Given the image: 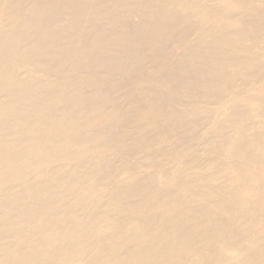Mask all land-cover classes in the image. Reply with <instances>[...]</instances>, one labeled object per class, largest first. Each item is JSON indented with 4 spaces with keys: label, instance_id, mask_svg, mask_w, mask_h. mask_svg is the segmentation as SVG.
Instances as JSON below:
<instances>
[{
    "label": "bare ground",
    "instance_id": "6f19581e",
    "mask_svg": "<svg viewBox=\"0 0 264 264\" xmlns=\"http://www.w3.org/2000/svg\"><path fill=\"white\" fill-rule=\"evenodd\" d=\"M210 1L0 0V264H264V0Z\"/></svg>",
    "mask_w": 264,
    "mask_h": 264
},
{
    "label": "rangeland",
    "instance_id": "374dc122",
    "mask_svg": "<svg viewBox=\"0 0 264 264\" xmlns=\"http://www.w3.org/2000/svg\"><path fill=\"white\" fill-rule=\"evenodd\" d=\"M220 1V2H219ZM220 3H221V6H222V1L221 0H211L210 2H209V4H208V7L211 9V10H214V9H216L217 7H219L220 6ZM238 16H243L242 14H238L237 12H234L233 14H229V18H235L236 17V20H238V19H240V18H238ZM136 19V18H135ZM134 19V20H135ZM1 24H3L4 26H6V24L3 22V20H2V17H1V15H0V25ZM262 37H264V35H262ZM247 45V44H246ZM260 45H261V47H260V49L261 48H264V43H260ZM240 53V56H242V57H240V59H238V60H248V56H246V57H243V56H245V55H247L248 53H246L245 51L244 52H239ZM256 57L257 58H259L260 57V55L257 53L256 54ZM223 63V62H222ZM20 68H24V67H20ZM257 73H258V75H259V77H260V79H259V77L257 78V82L253 85V86H255V87H257V86H261V85H263V84H261V83H263V82H260L259 83V80H261L262 78H264V69L263 68H260L258 71H257ZM19 79H24L25 77H24V71H23V69H21L20 71H19V77H18ZM259 79V80H258ZM264 86V85H263ZM246 89H248V86H247V82H244V81H241V80H237L236 81V77L233 79V81L231 82V87H229V88H224L223 89V92H222V95H223V98L225 99V105L226 104H228V105H240V104H245L246 103V101L250 98V95L251 94H249V93H247V92H245L246 91ZM123 94L124 93H122L121 95L123 96ZM121 99H122V97H121ZM123 100L120 102L122 105H123V103L125 102H127V101H124L123 103ZM124 103V107L126 106V104ZM120 104V105H121ZM205 104H206V106H204L203 107V109H206L207 111H208V114L206 115V113H202V112H199L197 115H196V117H195V119H197L196 121L197 122H195V123H198L199 125L201 124V126H197V129L198 128H200V127H202L203 126V124H202V122H204L205 120H206V118L208 119V118H210V117H213V119H215V118H217V117H219V115H220V113H221V111H222V109H223V106L224 105H222V104H220L219 102H218V100H217V102H216V100H210V101H207V102H205ZM205 115H206V118H205ZM199 119V120H198ZM202 122H201V121ZM187 121H188V124H186V126H185V128L184 129H182L181 130V135L182 136H184V138H187V137H189L190 136V134H194V131H192V124H191V119H187ZM193 121H195V120H193ZM197 125V124H196ZM208 127V125L207 124H205L204 126H203V128L201 129V134H200V137L199 138H197V140L195 139V142L193 141L194 139H192L191 140V138H193V137H195V136H193V137H189L190 138V140H189V142L190 143H188V142H186V147H188V149L191 151V152H194V154H195V152H196V154L199 156V158H202V159H204L203 161H201V163L202 162H205V159H206V156H205V158L202 156V155H200V154H203V155H205L204 153H202V152H200V154H199V152L198 151H201L202 149H203V151H204V143H206L207 142V140H206V138L208 137H205L206 135H208V134H206L205 133V135H204V131H205V129ZM144 130H145V128H144ZM144 130H142V132L140 131V132H135L136 133V135H138L137 137L139 138L140 137V134H144ZM138 133H140V134H138ZM192 134V135H193ZM206 141H205V140ZM192 141V142H191ZM197 141V142H196ZM203 141H204V143H203ZM203 145V146H202ZM166 148V150H167V148H169L167 145L165 146ZM203 147V148H202ZM76 149L78 150L79 148H77L76 147ZM136 153H137V151H136ZM135 153V154H136ZM140 153V152H139ZM139 153H137V155L139 156H136V157H138V158H136V160L135 161H133L132 160V162H136V161H138L137 163L139 164H137L138 166H140V168L142 169V167H145V166H147L148 164V162L146 161V159H142L141 158V153L139 154ZM201 156V157H200ZM140 158V159H139ZM119 159V158H118ZM143 160H145L144 162H143ZM115 161V160H114ZM117 161V163H118V161L120 162V160H116ZM115 161V162H116ZM161 161L162 162H164V164L166 165V167L168 168V169H173L175 166L177 167V164H176V162L174 161V160H167V159H165L164 157H162L161 158ZM140 162V163H139ZM143 162V163H142ZM141 163H142V165H141ZM119 164V163H118ZM231 163H229V165H230ZM136 165V164H135ZM56 167H57V164H51V165H49L48 166V170H50V171H54L55 169H56ZM191 168H193L191 165H189L188 166V170H187V172L188 173H190L191 171H189V169L190 170H192ZM147 169H149V171L150 172H148V173H154L155 171H154V168H152V167H150V168H147ZM189 175V174H188ZM190 177H192L193 176V174H192V172L190 173V175H189ZM91 189H96V188H91ZM95 195V194H94ZM106 195V194H105ZM107 196V195H106ZM107 232H108V234H109V230H107V229H105ZM106 233L105 232H102L101 233V236H104Z\"/></svg>",
    "mask_w": 264,
    "mask_h": 264
}]
</instances>
